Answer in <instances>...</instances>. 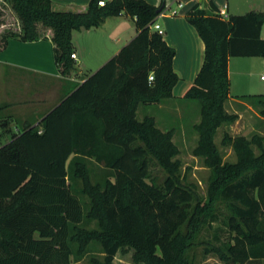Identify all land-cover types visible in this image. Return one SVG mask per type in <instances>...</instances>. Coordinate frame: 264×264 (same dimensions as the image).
<instances>
[{"label":"trees","instance_id":"1","mask_svg":"<svg viewBox=\"0 0 264 264\" xmlns=\"http://www.w3.org/2000/svg\"><path fill=\"white\" fill-rule=\"evenodd\" d=\"M3 1L18 26L4 29L0 7V50L11 38L51 39L64 77L76 70L74 30L125 13L135 19L137 34L40 125H28L0 147V264H75L93 243L102 258L93 255L90 264H115L118 252L130 249L137 264H197L199 245L225 264H264V136L225 132L222 143L234 150L235 162L224 161L215 143L218 129L238 119L226 110L230 58L264 57V11L224 19L212 5L211 13L199 6L188 13L205 43L203 65L183 96L200 103L194 154L213 171L208 197L200 199L180 179L173 130L159 128L154 116L138 117L140 105L172 98L180 80L175 48L151 29L159 7L146 0H90L87 10L76 12L54 10L52 0ZM239 98L256 99L264 116V94ZM87 160L103 163L110 175L92 182ZM153 160L167 172L162 182L152 177ZM78 179L87 201L76 192ZM205 229L211 237L201 236Z\"/></svg>","mask_w":264,"mask_h":264},{"label":"crops","instance_id":"2","mask_svg":"<svg viewBox=\"0 0 264 264\" xmlns=\"http://www.w3.org/2000/svg\"><path fill=\"white\" fill-rule=\"evenodd\" d=\"M146 1L164 11L171 10L176 5L178 8L175 15L165 11L158 16L165 19L164 39L176 50L174 69L180 77L170 99L183 98L204 62L205 43L187 19L188 13L195 6L211 13L214 5L218 12L225 10L228 18L230 15L250 11H264V0ZM89 2L90 0H52V7L54 10L82 12L87 10ZM136 34L135 19L125 13L107 18L98 27L74 30L72 44L73 52L76 53L74 59L76 70L71 77H64L60 73L51 39L22 41L11 38L6 48L0 50V147L19 136L28 125H40L63 99L84 82L85 78L115 56ZM261 36L264 38V24ZM251 58L253 57L230 58L231 87L233 64L240 69L238 73L245 78L252 73L248 70ZM238 99L240 100L239 97H232L230 93L227 102ZM161 104L163 103H159V106ZM147 108L140 105L138 114L140 110L147 111ZM19 121L23 123L22 129L16 126ZM260 133L264 136L262 131Z\"/></svg>","mask_w":264,"mask_h":264},{"label":"rangeland","instance_id":"3","mask_svg":"<svg viewBox=\"0 0 264 264\" xmlns=\"http://www.w3.org/2000/svg\"><path fill=\"white\" fill-rule=\"evenodd\" d=\"M0 7L3 10V21L5 23L4 29H16L18 26L17 17L3 0H0ZM173 10H178L177 5L171 10H165L171 13ZM164 18H158V22L164 29ZM165 35V34H164ZM252 62L248 67L251 70V75L244 78L243 75L238 73L240 69L234 67L232 73V87L230 93L232 97H240L244 95H257L264 94V80L260 78L264 72V57H253ZM235 61V60H233ZM251 61V60H250ZM103 66V65H102ZM99 69V68H98ZM97 69V70H98ZM85 75V74H83ZM82 75V76H83ZM245 85H248L247 87ZM245 86V87H244ZM159 104L141 105V107H148L147 111L140 110L138 117L143 119L145 115L154 116L156 124L164 131L173 130V140L179 147L180 153L177 156L181 163L179 175L180 179L195 189L200 199L208 197L209 186L213 177V171L210 167L205 165L204 158L194 154L200 139L195 125L201 121V106L197 100L178 98L168 99ZM226 110L229 113H236L238 119L234 123H226L220 127L215 136V143L217 144L224 161L235 162L237 160L236 154L231 147L225 146L222 143L223 135L225 132L233 136L245 135L251 138L254 134L261 135L260 131L264 134V116L261 113L262 105L256 99L232 100L227 102ZM17 127H23L22 122L16 124ZM256 153H259L257 146H254ZM87 166L90 171L92 182H103L104 179L110 175V170L103 164L97 163L95 160H87ZM152 177L157 182H162L167 175V172L156 162L152 161L151 164ZM114 179V177H112ZM77 187L76 191L83 201H87L79 189L82 188V181L78 179L74 183ZM83 225L91 228H96V222L84 221ZM217 225V223H215ZM202 237L209 238L212 236V229H205L202 232ZM225 238V236H224ZM90 252L84 258L75 264H90V258L95 255L102 258L100 253V246L93 243L90 246ZM134 250L130 249L129 252H118L115 257V264H137L133 262ZM193 253L196 255L197 264H225L217 256L203 253V245L196 246ZM250 264H262L261 262H254Z\"/></svg>","mask_w":264,"mask_h":264},{"label":"built area","instance_id":"4","mask_svg":"<svg viewBox=\"0 0 264 264\" xmlns=\"http://www.w3.org/2000/svg\"><path fill=\"white\" fill-rule=\"evenodd\" d=\"M99 4L100 5H104L105 4V1L102 0V1L99 2ZM179 5L182 6L181 3ZM164 13H165V11L164 10H161L159 12V15L158 16H160V15H162ZM172 14L175 15V14H177V12L174 10V11H172ZM218 14L222 18H224V19L225 18H228V15H227V13H226L225 10L219 11ZM158 16L156 17V19L154 20V22L151 24V29L157 31L161 35H164L165 34V30L162 28V25L158 22ZM71 56H72V58L76 59V53L73 52ZM261 79L264 80V72L261 75ZM150 80H153V75H150Z\"/></svg>","mask_w":264,"mask_h":264},{"label":"water","instance_id":"5","mask_svg":"<svg viewBox=\"0 0 264 264\" xmlns=\"http://www.w3.org/2000/svg\"><path fill=\"white\" fill-rule=\"evenodd\" d=\"M161 10H162V9H161V8H159V9H158V12H160Z\"/></svg>","mask_w":264,"mask_h":264}]
</instances>
